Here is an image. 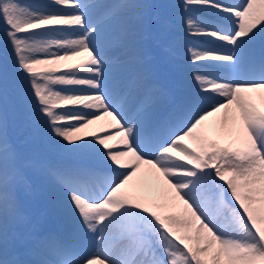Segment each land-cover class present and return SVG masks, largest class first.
<instances>
[{"label": "snow or ice", "instance_id": "snow-or-ice-1", "mask_svg": "<svg viewBox=\"0 0 264 264\" xmlns=\"http://www.w3.org/2000/svg\"><path fill=\"white\" fill-rule=\"evenodd\" d=\"M147 7L0 0L2 31L47 139L94 162L48 169L71 234H45L20 261L8 232L24 219L20 193L31 184L0 115V264H264V51L258 63L254 54L264 45V0H183L188 34L207 38L188 49L196 92L155 128L130 107L134 89L151 88L157 104L164 95L144 61L137 10ZM201 9L211 19L190 15ZM112 29L136 66L127 85L107 58ZM101 121L106 134L86 132ZM141 172L159 197L133 190Z\"/></svg>", "mask_w": 264, "mask_h": 264}, {"label": "bare ground", "instance_id": "bare-ground-1", "mask_svg": "<svg viewBox=\"0 0 264 264\" xmlns=\"http://www.w3.org/2000/svg\"><path fill=\"white\" fill-rule=\"evenodd\" d=\"M179 0H154V13L151 9L150 0H137V2L149 5V7L137 10V14L142 16L143 23L146 25L147 31V24L146 18L153 13L152 15V24L150 30L148 32L152 33V36L145 37L144 45H150L151 42L157 43L161 46V42L159 40L163 35L159 33L161 29H166L164 31L166 43H168L169 47L175 52H181L185 57L190 59V54L188 49L194 46H203L196 41L185 39L183 38L182 34L176 36L179 32L170 28L167 30L169 24H174L175 27L179 28L184 33L187 32V28L184 24V20L186 19L185 13L182 9V4L178 2ZM21 4L27 3H34L37 0H18ZM85 2L91 3L92 0H85ZM112 2H120V0H105L106 4H112ZM123 2H130V0H123ZM224 2H231V3H239V0H224ZM108 9H100L97 15L98 19L103 17L104 12ZM207 10L208 13L211 12V9H201ZM201 10H199L201 12ZM192 15V13H190ZM168 18V22L164 19ZM203 18V17H202ZM131 23H136L137 21L134 19L132 14L128 17ZM3 25L0 23V30L2 29ZM175 35V36H173ZM115 30L112 29L109 31V37L106 39L105 43L108 48L107 58L112 65L113 69L118 73V79L122 81V84H126V79L128 75L120 74L127 68L133 67L131 73L133 74L136 71V66L130 61L129 56H125L127 53V49L124 47H120L117 45L115 39ZM202 39H207L201 37ZM158 56L161 57V61L165 63V68H167L171 75H173L177 81L184 87V88H191V90H196V84L192 79V73L196 68V65L193 63H189L187 65H181L180 61L175 57H171L168 52H166L161 47L157 48ZM262 51H264V45L260 44L259 42L255 45V63L259 62L260 56ZM170 52V51H169ZM150 53L148 49H145V55ZM144 55V56H145ZM122 60V61H121ZM145 65L148 69L157 67L158 70H162V66L160 63L156 61L154 58H149L146 60ZM163 77H166V74L160 73ZM152 78L155 77V74L151 76ZM245 78V77H240ZM253 78V77H248ZM258 78V77H255ZM156 88V87H155ZM138 90H132L131 92V104L132 108L135 109L136 102L138 100ZM169 92L171 94H169ZM181 92H185L186 90H181ZM163 98L157 104L154 102L152 98V89L149 91L148 96H144L146 99V108L143 109L142 113L146 116L149 120L153 117L156 118L158 114L164 112V110L169 106L171 97H176V106L179 108L187 99L191 97L188 95L186 98L182 96H174L172 91L163 92ZM0 101L2 102L3 107H5L8 111L9 119L11 121L10 125V132L4 135V139L7 143H10L11 149L15 146L16 142H24V147H29L31 152H28L27 149H22V161H23V168L24 173L26 172L27 177L31 180V190L27 193H24L21 190L20 195H33V192L39 196L38 202V212H39V221L42 218L46 224L49 225L50 228L44 231L42 234L38 232L39 224L31 226L35 231V235L32 234L31 231H27L26 234L23 232L21 233L23 238L21 243L23 244L21 247V252L27 259L31 257L28 255V251L33 248L30 245L29 241L36 240L40 237H43L45 234L53 233V229H57L58 232L63 234V238L68 237L71 234V226L67 222V208L65 204L64 197L61 193L60 188L55 184L53 179L50 175H48V169L50 168H65L70 167V163L59 162L61 160L62 155L67 153L63 149L57 147L54 143L47 139V132L45 127L41 122L37 123V114L35 113L29 92L27 90L26 84L20 77L17 75V70L14 66V58L12 55L11 48L8 46L6 42V38L4 33L0 35ZM167 105V106H166ZM145 106V107H146ZM1 115V114H0ZM215 118H213V121ZM210 121L209 123H212ZM155 128V127H154ZM9 130V129H8ZM108 127L105 121L98 122L96 124L91 125L86 132L88 134H92L96 132V134L104 135L108 131ZM114 131V129H112ZM119 137H116L114 140L109 141L110 144H115ZM191 147V145H190ZM85 154H75V153H68L67 159L74 160L78 159ZM94 162L89 158H83L82 162L77 165H88L93 164ZM133 190L136 192L137 195L145 196L147 195L150 199L157 198L161 195L159 192L155 180L150 175H145L143 172L138 173L137 177L133 180ZM43 189H46V193H43ZM33 191V192H32ZM45 205H42L43 203ZM44 210L42 211V209ZM26 210H23V217L26 219L28 217V212L33 211L31 207L26 206ZM42 211V213H41ZM175 211H179L176 209ZM60 215H64V219L62 224H59L58 217ZM53 218L51 222L47 220V218ZM13 225L10 222L9 225V244L14 245L17 244V239L15 233L20 229L22 222ZM58 232L56 234H58Z\"/></svg>", "mask_w": 264, "mask_h": 264}]
</instances>
